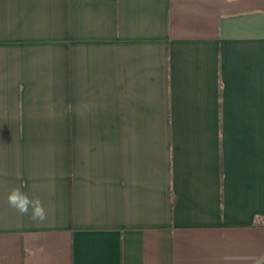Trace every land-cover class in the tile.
Listing matches in <instances>:
<instances>
[{"label":"crops","instance_id":"obj_1","mask_svg":"<svg viewBox=\"0 0 264 264\" xmlns=\"http://www.w3.org/2000/svg\"><path fill=\"white\" fill-rule=\"evenodd\" d=\"M0 264H264V0H0Z\"/></svg>","mask_w":264,"mask_h":264},{"label":"clouds","instance_id":"obj_2","mask_svg":"<svg viewBox=\"0 0 264 264\" xmlns=\"http://www.w3.org/2000/svg\"><path fill=\"white\" fill-rule=\"evenodd\" d=\"M24 187V184L13 186L7 193L9 207L21 216H29L32 221L43 223L47 219V213L41 198L35 194L29 195L22 190Z\"/></svg>","mask_w":264,"mask_h":264}]
</instances>
